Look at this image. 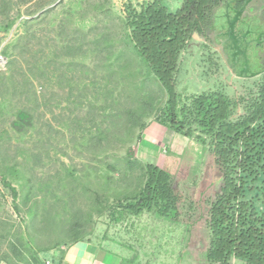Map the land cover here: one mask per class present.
Instances as JSON below:
<instances>
[{
    "label": "rangeland",
    "instance_id": "374dc122",
    "mask_svg": "<svg viewBox=\"0 0 264 264\" xmlns=\"http://www.w3.org/2000/svg\"><path fill=\"white\" fill-rule=\"evenodd\" d=\"M147 1L0 0V264H58L83 240L113 242L127 264H218L205 258L207 218L223 175L208 145L157 119L166 90L126 24L128 8ZM263 11L251 0L245 14ZM212 35L183 50L179 95L254 93L261 76H238ZM20 111L32 115L22 131ZM146 163L172 173L178 219L123 209Z\"/></svg>",
    "mask_w": 264,
    "mask_h": 264
},
{
    "label": "trees",
    "instance_id": "16d2710c",
    "mask_svg": "<svg viewBox=\"0 0 264 264\" xmlns=\"http://www.w3.org/2000/svg\"><path fill=\"white\" fill-rule=\"evenodd\" d=\"M250 1L181 0L171 9L165 0H151L130 6L126 17L134 50L166 90L158 121L208 145L223 175L207 218L205 258L218 264H264V11L248 17ZM195 34L206 39L214 34L238 76H261L257 90L237 98L221 90L181 97L180 57ZM31 121L29 112L20 111L14 127L22 131ZM144 168V185L123 209L178 219L172 173L154 163Z\"/></svg>",
    "mask_w": 264,
    "mask_h": 264
},
{
    "label": "crops",
    "instance_id": "0c3cea01",
    "mask_svg": "<svg viewBox=\"0 0 264 264\" xmlns=\"http://www.w3.org/2000/svg\"><path fill=\"white\" fill-rule=\"evenodd\" d=\"M125 251L113 242L77 241L65 250L58 264H127Z\"/></svg>",
    "mask_w": 264,
    "mask_h": 264
},
{
    "label": "built area",
    "instance_id": "2783aa9c",
    "mask_svg": "<svg viewBox=\"0 0 264 264\" xmlns=\"http://www.w3.org/2000/svg\"><path fill=\"white\" fill-rule=\"evenodd\" d=\"M8 66V58L3 54L2 49L0 48V72L5 71Z\"/></svg>",
    "mask_w": 264,
    "mask_h": 264
}]
</instances>
